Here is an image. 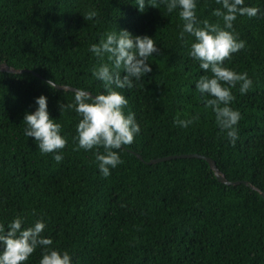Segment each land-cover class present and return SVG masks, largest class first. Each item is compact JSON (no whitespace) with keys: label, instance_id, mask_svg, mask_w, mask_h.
<instances>
[{"label":"trees","instance_id":"1","mask_svg":"<svg viewBox=\"0 0 264 264\" xmlns=\"http://www.w3.org/2000/svg\"><path fill=\"white\" fill-rule=\"evenodd\" d=\"M134 2L0 0V63L27 70H0V223L19 215L24 227L42 218L41 235L52 239L50 247L69 251L73 264H264V198L256 190L220 182L201 158L147 163L198 153L227 180L264 191V0H245L259 11L237 16L233 28L245 45L225 60L253 82L245 94L238 84L231 90V106L241 113L235 144L194 88L203 70L188 56L192 38H177L178 10L168 12L157 0V8L146 4L141 12ZM217 7L215 0H198L197 16L216 22ZM90 10L96 15L85 20ZM115 29L152 36L157 52L149 57L152 71L121 90L140 131L105 178L92 150H74L79 117L74 109L59 110L72 91L45 81L103 91L91 75L98 60L88 48ZM40 94L67 139L59 163L23 134V115ZM192 115L199 119L186 128L173 124ZM40 256L38 246L23 264H39Z\"/></svg>","mask_w":264,"mask_h":264},{"label":"clouds","instance_id":"2","mask_svg":"<svg viewBox=\"0 0 264 264\" xmlns=\"http://www.w3.org/2000/svg\"><path fill=\"white\" fill-rule=\"evenodd\" d=\"M168 12L178 10L181 21L177 38L184 42L185 34L191 37L188 56L198 62L203 74L194 82L204 108L211 109L214 122L228 140L235 144L238 140L237 124L241 119L238 109L231 106L234 99L232 89L239 85L241 94L252 87V79L246 72H237L227 66L225 60L232 53L242 49L244 40L238 39L233 28L237 16H256L259 9L245 4V0H215L219 7L211 15L216 22L197 16L198 0H159ZM157 8V0H135L138 11L145 6ZM96 15L95 10L84 14L85 20ZM222 22V23H221ZM88 51L98 63L90 69L93 78L101 82L103 91L93 95L85 88L72 90V101L59 104L60 112L65 109L76 112L79 117L75 126L74 150L93 151L99 174L107 178L110 169L122 163L120 150L128 145L140 131L135 114L128 110V99L121 90L131 89L152 71L149 57L157 52V44L152 36L133 35L127 29L107 31L97 42L89 45ZM49 88L61 87L54 80L45 81ZM63 90V88H62ZM35 108L25 111L23 134L31 137L41 154H52L57 163L63 160L60 151L67 143L58 119L51 118L44 94L34 98ZM198 115L187 119L175 118L173 124L186 128L198 120ZM19 215L5 225L0 223V264H23L39 246V264H73L69 251L50 247L52 239L42 236L45 228L42 218H37L31 226H24Z\"/></svg>","mask_w":264,"mask_h":264},{"label":"water","instance_id":"3","mask_svg":"<svg viewBox=\"0 0 264 264\" xmlns=\"http://www.w3.org/2000/svg\"><path fill=\"white\" fill-rule=\"evenodd\" d=\"M0 70L1 71H7V72H12V73H20L23 71H27L26 69L23 68H13L11 66H8L5 62H1L0 63ZM32 74L39 76V74H37L36 72L31 71ZM43 78V77H41ZM44 79V78H43ZM46 81H48L46 79ZM62 88L64 90H74L75 87L69 86V85H61ZM58 89H62L61 87H57ZM88 91V90H87ZM134 155L136 157H138L139 159H141V156L137 153H134ZM180 157H195V158H201L207 161L209 167L213 170V173L215 175V177L217 178V180H219L220 182H223L225 184H238V183H243L245 185H248L250 188L256 190L263 198H264V191L258 190L255 186H253L252 184L247 183V181L245 180H235V181H229L227 180L223 174L217 169V167L215 166L214 161L207 156H204L202 154H198V153H181V154H173V155H166V156H162V157H157V158H153L147 161V163H155L158 161H165L168 159H172V158H180ZM263 242H264V236H263Z\"/></svg>","mask_w":264,"mask_h":264}]
</instances>
